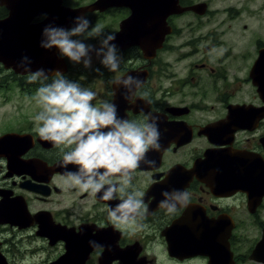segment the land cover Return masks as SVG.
<instances>
[{"label": "flooded vegetation", "instance_id": "1", "mask_svg": "<svg viewBox=\"0 0 264 264\" xmlns=\"http://www.w3.org/2000/svg\"><path fill=\"white\" fill-rule=\"evenodd\" d=\"M178 4L186 10L164 20L163 44L153 57L141 45L115 43L122 56L119 70L111 72L98 60L93 71L100 72L88 82L95 85L93 103H115L122 118L160 116L162 147L148 153L155 166L142 163L116 200L65 182L64 174L78 169L62 166L69 149L38 135L35 116L41 108L0 134V139H18L0 154V264H264V17L241 10L240 3L239 10L220 13L225 15L221 27L177 44L172 41L181 32L178 21L214 14L208 2ZM111 12L122 16L117 35L132 8L85 16L91 20ZM8 15L0 6V21ZM173 47L179 53L171 59ZM54 51L64 66L50 70L47 82L56 70L70 80L71 61ZM6 70L0 63V88L8 75L22 96L33 99L40 83ZM129 75L145 81L135 103L125 100L126 90L115 84ZM174 190L187 191L190 203L169 214L159 205L162 193ZM130 191L144 194L148 213L117 229L108 211ZM247 225L256 235L243 233Z\"/></svg>", "mask_w": 264, "mask_h": 264}, {"label": "clouds", "instance_id": "2", "mask_svg": "<svg viewBox=\"0 0 264 264\" xmlns=\"http://www.w3.org/2000/svg\"><path fill=\"white\" fill-rule=\"evenodd\" d=\"M84 36L98 40L99 47L77 38ZM115 40L116 35L105 33L100 24L92 27L86 16H78L71 28L46 25L40 46L49 50L55 48L61 57L82 64L86 69L92 68L94 53L105 68L116 72L122 58L118 46L113 43ZM31 64L32 61L25 56L19 67L28 74V83H40L33 97L41 106L35 116L37 132L42 140L69 149L64 151L62 166L74 165L78 169L64 174L69 186L92 194L101 193L100 198L105 201L116 200L125 186L131 184L135 170L142 163L155 166L156 161L149 159L148 153L162 147L158 114L144 113L139 121L122 118L115 103L105 101L97 106L93 103L97 96L94 91L69 80L59 70L52 74L48 83V72L44 69L33 72ZM94 70L100 72L99 68ZM115 84L126 90L123 94L125 100L135 103L145 81L129 75ZM147 95L145 92L143 97ZM113 177L119 182H114ZM143 195L130 191L126 197H119L120 203L108 211V218L115 228L132 226L148 213ZM162 195L165 199L159 206L169 214L189 206L187 191H165ZM90 243L97 246L95 242Z\"/></svg>", "mask_w": 264, "mask_h": 264}, {"label": "water", "instance_id": "3", "mask_svg": "<svg viewBox=\"0 0 264 264\" xmlns=\"http://www.w3.org/2000/svg\"><path fill=\"white\" fill-rule=\"evenodd\" d=\"M63 2L64 0H0V6H5L9 11L8 17L0 21V63L5 69L21 75L27 74L19 67L26 56L32 61L33 72L44 69L50 75L49 71L54 67L64 65L56 56L54 48L49 50L40 46L42 31L46 25L71 28L78 16L127 6L132 8L133 14L122 22L121 30L113 43L141 45L151 58L162 47L166 24L164 20L169 14L186 10L179 7L178 0H96L78 8L66 7ZM197 6L188 9L195 10ZM42 16L46 17L42 22L31 23ZM144 22L146 24L143 26ZM17 140L14 135L2 137L0 154L11 148Z\"/></svg>", "mask_w": 264, "mask_h": 264}, {"label": "rangeland", "instance_id": "4", "mask_svg": "<svg viewBox=\"0 0 264 264\" xmlns=\"http://www.w3.org/2000/svg\"><path fill=\"white\" fill-rule=\"evenodd\" d=\"M95 1L96 0H64L65 5L71 8L87 6L94 3ZM196 2H208L209 11H214V14L211 15V18H182L180 21H178L181 32L177 38L172 41V43L184 44L187 42H192L196 38L204 37L209 30L222 26L220 21L225 17V15L220 13L226 10L234 11L240 7V3L241 10H245L247 12L257 11L259 16L264 17V0H196ZM113 13L114 12H111L107 15H96L95 18L90 20L91 26L94 27L95 25L100 24L105 33H113L118 28L119 20L122 17L118 13ZM246 22H249L247 18ZM257 25L260 26V24ZM224 27L226 28L227 26ZM88 43L94 45L99 44L98 40L95 39H90ZM176 48L177 47H173V49L169 50L171 53H173L170 56L171 59L178 58L177 54L179 51L176 50ZM98 60L99 59L96 56H93V65L90 69L84 68L82 64L70 62L74 71V74L71 75L70 80L74 79L83 87L95 91V85H90L88 82L96 76L93 68L96 66L95 63ZM82 72V76L80 75L79 77V73ZM5 73L8 74V72ZM2 84H6V88H0V134H2L5 130H12L13 128L18 127L21 121L23 122L31 117L30 113L33 115V113L40 111L39 108H41L35 99L28 97L25 98L26 96H22L19 89L16 88L13 82L9 81L8 75H6L5 83L2 82ZM243 233L246 235H256V229L250 225H247L245 226Z\"/></svg>", "mask_w": 264, "mask_h": 264}]
</instances>
